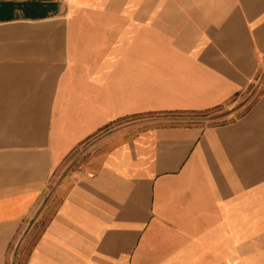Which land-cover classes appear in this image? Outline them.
Returning a JSON list of instances; mask_svg holds the SVG:
<instances>
[{
	"label": "crops",
	"instance_id": "0c3cea01",
	"mask_svg": "<svg viewBox=\"0 0 264 264\" xmlns=\"http://www.w3.org/2000/svg\"><path fill=\"white\" fill-rule=\"evenodd\" d=\"M42 198L13 264H264V0H0V264Z\"/></svg>",
	"mask_w": 264,
	"mask_h": 264
},
{
	"label": "rangeland",
	"instance_id": "374dc122",
	"mask_svg": "<svg viewBox=\"0 0 264 264\" xmlns=\"http://www.w3.org/2000/svg\"><path fill=\"white\" fill-rule=\"evenodd\" d=\"M46 203L48 204L45 198H42L40 200V204H38V206H36L34 210L30 212V214L24 221V226L27 225L28 230L30 228V232H28V234L27 232H25L24 235L20 238V240H17L16 242L12 243L9 252L12 264L15 262V258L17 260V256L19 261L23 262L25 260L27 252L29 251L36 237L38 236L42 228L43 221L46 218V213L44 209L46 207L45 205H47Z\"/></svg>",
	"mask_w": 264,
	"mask_h": 264
}]
</instances>
